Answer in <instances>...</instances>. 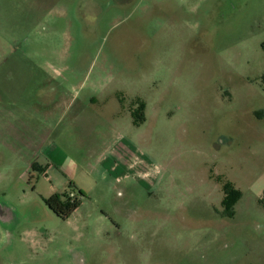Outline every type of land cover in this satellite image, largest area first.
Here are the masks:
<instances>
[{
    "label": "rangeland",
    "instance_id": "rangeland-1",
    "mask_svg": "<svg viewBox=\"0 0 264 264\" xmlns=\"http://www.w3.org/2000/svg\"><path fill=\"white\" fill-rule=\"evenodd\" d=\"M263 44L264 0H0V264H264Z\"/></svg>",
    "mask_w": 264,
    "mask_h": 264
},
{
    "label": "trees",
    "instance_id": "trees-1",
    "mask_svg": "<svg viewBox=\"0 0 264 264\" xmlns=\"http://www.w3.org/2000/svg\"><path fill=\"white\" fill-rule=\"evenodd\" d=\"M264 50V44H263ZM264 84V76L262 78ZM73 192L76 194L74 199L69 198V193ZM233 195L234 198H231L230 195ZM241 194L235 192L232 188H226V196L224 199V204L228 207L232 206V201L238 199V196ZM83 194L82 192H74V191H65L60 194L52 195L48 200H46V205L49 209L58 217L62 219L69 218L81 205Z\"/></svg>",
    "mask_w": 264,
    "mask_h": 264
},
{
    "label": "crops",
    "instance_id": "crops-1",
    "mask_svg": "<svg viewBox=\"0 0 264 264\" xmlns=\"http://www.w3.org/2000/svg\"><path fill=\"white\" fill-rule=\"evenodd\" d=\"M63 91L53 90L50 92H41L40 100L36 101V105L43 110L40 112L44 116L53 118L55 115L63 118L73 106L75 98H68L62 95ZM48 109V110H47ZM53 109V110H49Z\"/></svg>",
    "mask_w": 264,
    "mask_h": 264
},
{
    "label": "built area",
    "instance_id": "built-area-1",
    "mask_svg": "<svg viewBox=\"0 0 264 264\" xmlns=\"http://www.w3.org/2000/svg\"><path fill=\"white\" fill-rule=\"evenodd\" d=\"M76 197V194H74L73 192L69 193V198L74 199Z\"/></svg>",
    "mask_w": 264,
    "mask_h": 264
}]
</instances>
